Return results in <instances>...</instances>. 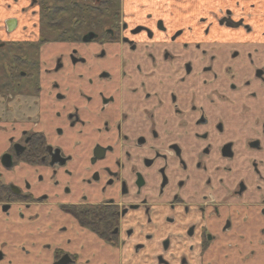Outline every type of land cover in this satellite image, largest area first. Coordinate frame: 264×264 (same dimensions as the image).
<instances>
[{"label":"flooded vegetation","instance_id":"obj_1","mask_svg":"<svg viewBox=\"0 0 264 264\" xmlns=\"http://www.w3.org/2000/svg\"><path fill=\"white\" fill-rule=\"evenodd\" d=\"M261 236L264 0H0V264H238Z\"/></svg>","mask_w":264,"mask_h":264},{"label":"crops","instance_id":"obj_2","mask_svg":"<svg viewBox=\"0 0 264 264\" xmlns=\"http://www.w3.org/2000/svg\"><path fill=\"white\" fill-rule=\"evenodd\" d=\"M260 238L262 240V244L257 245V247L254 248L255 253L251 257H248L250 251L249 247L245 246L243 250H241L240 255L246 258L241 262L237 260L238 264H264V236H261ZM228 264H232V263H228Z\"/></svg>","mask_w":264,"mask_h":264},{"label":"rangeland","instance_id":"obj_3","mask_svg":"<svg viewBox=\"0 0 264 264\" xmlns=\"http://www.w3.org/2000/svg\"><path fill=\"white\" fill-rule=\"evenodd\" d=\"M25 70L27 71V72H29V69L28 68H25ZM22 84L23 85H25L26 86V88H29L30 87V85H31V80H30V78H28V77H25V78H23L22 79ZM23 100H25V99H23ZM25 102V101H24ZM24 104V103H23ZM25 105H28V103L27 104H24V106ZM27 125H30V123L27 121Z\"/></svg>","mask_w":264,"mask_h":264},{"label":"bare ground","instance_id":"obj_4","mask_svg":"<svg viewBox=\"0 0 264 264\" xmlns=\"http://www.w3.org/2000/svg\"><path fill=\"white\" fill-rule=\"evenodd\" d=\"M1 239V238H0ZM21 258V257H20Z\"/></svg>","mask_w":264,"mask_h":264}]
</instances>
